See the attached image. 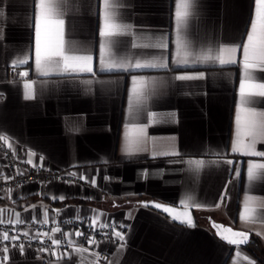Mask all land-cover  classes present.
<instances>
[{
	"label": "crops",
	"instance_id": "crops-1",
	"mask_svg": "<svg viewBox=\"0 0 264 264\" xmlns=\"http://www.w3.org/2000/svg\"><path fill=\"white\" fill-rule=\"evenodd\" d=\"M110 4L117 35L103 38L99 32L104 0H65L59 16L64 20L65 53L91 56L92 71L64 70L61 64L42 74L35 62L33 0H0L2 144L27 164L64 168L84 177L80 184L30 182L0 190V221L44 223L47 212L50 238L58 239L59 232L53 231L57 228L68 234L67 245L44 251L35 245H23L22 251L3 247L0 264H263L244 246H230L216 237L206 220L211 216L249 232L250 240L257 238L259 258L264 260V169H254L252 179L248 174L250 164H264V156L231 151L244 79L242 50L237 48L234 64L198 59L209 49L216 55L220 48L235 46L241 37L246 43L254 0H194L182 31L187 43L180 48L177 0ZM113 40L122 42L119 54L110 44ZM161 60L166 67L129 68L137 61ZM121 62L124 70H108L110 64ZM9 68H26L28 75L10 78ZM250 71L253 83H264V70ZM199 73L203 78L177 79ZM133 76L144 78L135 88L145 94L135 119L130 114ZM254 99L257 103L247 107L264 113V97ZM133 125H143L145 131L140 149L129 152L128 135H138ZM255 148L264 152V136L257 135ZM1 168L0 164V172ZM139 199L178 208L185 207L180 201L186 200L197 223L178 225L135 204ZM75 219L92 229L114 226L123 239L76 236L79 230L64 225ZM24 232L41 236L33 229Z\"/></svg>",
	"mask_w": 264,
	"mask_h": 264
},
{
	"label": "snow or ice",
	"instance_id": "snow-or-ice-1",
	"mask_svg": "<svg viewBox=\"0 0 264 264\" xmlns=\"http://www.w3.org/2000/svg\"><path fill=\"white\" fill-rule=\"evenodd\" d=\"M65 0H33V19L35 24L36 33V49H35V62L37 71L42 74H47L50 69H59L61 64L63 69L67 70L69 68H79L82 71L91 72L92 68L88 66V62L91 61V56H71L67 55L64 50L62 35H63V25L64 20L60 19L59 16L62 14V8ZM255 3V16L250 17V31H246V43L243 37L240 38V42L230 48H220L216 55L212 54L211 49L203 53L198 59L202 61L208 60H218L221 65L234 64L236 60L233 59L237 48L242 50L243 55V68H244V79L240 83V104L237 107L236 115V137L232 142L231 151L233 153H242L243 155L251 156H264V152H257L255 148L257 135L264 136V113H257L254 107H247L250 104H255L257 101L255 97H264V83H253L255 79L254 74L250 71L251 69L260 68L264 70V0H254ZM105 11H104V24L100 29L99 35L103 38H109L117 33L114 31L118 26L114 23V15L110 11L112 5L110 0H104ZM195 6L194 0H177V11H176V21H177V46L178 48L184 46L187 42L182 36L183 29L187 26L188 17L190 15L189 9ZM38 9V11H37ZM112 48L119 54L122 51L121 44L119 40L110 41ZM136 47V45H133ZM162 49H166L167 45H160ZM105 49V44L101 43V52L103 53ZM187 63V61H184ZM23 63V61H21ZM156 67H166V63L161 60L160 62L145 61L141 63L137 61L134 65H129V68H134L138 70L156 68ZM119 69L124 70V63L120 64H110L108 70ZM23 76H27L28 73H21ZM203 78V73H199L198 76H187L181 75L177 79H196ZM143 77L133 76V99L130 102V114L133 119L137 118L141 112V104L145 99V94L143 92H137L135 88V82L137 80H143ZM27 89H31V84H25ZM27 98H31V91L27 93ZM154 115V114H152ZM259 118V119H258ZM133 131H136L138 135L131 136L128 135L126 150L131 152L133 149H140V145L143 143L144 126L143 125H133ZM246 137H251V141H246ZM3 139V137H0ZM165 155H178V153H165ZM31 163V160L28 161ZM227 163L231 164L232 161L229 160ZM197 164L203 166V161H197ZM264 169V164H250L248 168L249 178L252 179L254 169ZM236 175H240L239 171ZM6 179H10L7 177ZM84 179V177H81ZM91 183L95 184V180L92 179ZM63 199V197H59ZM55 199V197H54ZM191 199V197H188ZM226 199L225 193L221 194L220 201L223 202ZM181 204L187 207V201L181 200ZM146 207L152 206L149 202H144ZM199 205H197L198 207ZM155 209H160L164 213L171 214L175 211L174 208L165 207L161 203L154 204ZM179 215L187 216V213L178 214L174 216L173 219H178ZM243 218V217H242ZM45 222L47 220V212L44 213ZM3 221H0L2 223ZM35 221V218L33 219ZM184 223L192 224L191 219L182 221ZM95 223V222H94ZM214 228H223L224 232L231 233L233 237L223 236V240H227L230 245H238L244 243L248 238V233L245 232H234L230 227H224L223 225L213 224ZM54 232H59L60 229H54ZM47 235V234H45ZM68 235V234H64ZM76 236L82 235L79 231L75 233ZM120 239L123 236L120 233H116ZM3 239H9L6 233L3 235ZM11 239H18V237H11ZM53 244L59 245V239H53ZM88 243H93L91 239ZM21 251L23 250V245L19 246ZM45 249H42L44 251ZM83 251V249H80ZM5 252L8 251L7 248L4 249ZM7 259V257H4Z\"/></svg>",
	"mask_w": 264,
	"mask_h": 264
},
{
	"label": "built area",
	"instance_id": "built-area-1",
	"mask_svg": "<svg viewBox=\"0 0 264 264\" xmlns=\"http://www.w3.org/2000/svg\"><path fill=\"white\" fill-rule=\"evenodd\" d=\"M26 68H9L8 75L10 78L24 77L21 73H25ZM0 139V164L2 166L0 172V190L13 189L20 185H25L30 182H66V183H82V179L79 175L68 169H58L45 167L41 164H27L20 159L16 154L2 144ZM10 177V179H6ZM64 225L76 228L82 233L83 236L89 237H101L104 239H110L116 236L117 228L114 226H101L92 229L90 226H84L83 222L79 219L69 220ZM27 229H33L40 231L41 236L38 238L25 233ZM52 227L47 223H32L30 225L14 224L9 222L0 223V249L6 246L19 247L20 245H35L40 249H48L49 247L56 245L52 243V239L49 235V230ZM8 234L9 239H3L4 233ZM47 234V235H45ZM66 231L60 229L59 237L60 246L67 245ZM11 237H18V239H11ZM101 257L105 258L106 254L101 253Z\"/></svg>",
	"mask_w": 264,
	"mask_h": 264
},
{
	"label": "water",
	"instance_id": "water-1",
	"mask_svg": "<svg viewBox=\"0 0 264 264\" xmlns=\"http://www.w3.org/2000/svg\"><path fill=\"white\" fill-rule=\"evenodd\" d=\"M144 202H149V204L152 205V206H148L149 208L153 209V211L156 210V211H158L159 213H161V214L167 216V218H169L172 222H174V223H176V224H178V225H183V226H194L195 223H197V218H196V216H195V213L192 212L193 210H192L191 208H188V207H179V208H178V206H174V205H171V204H167V203H163V202L155 201V200H153V199H139V200L135 201V204H137V205H141V206H145V205H144ZM155 203H161V204H163L165 207H171V208H174L175 211H174L173 213H171V214L164 213V212H163L162 210H160V209H155V207H154V204H155ZM145 207H146V206H145ZM183 213H187V216H185V215H179V218H178V219H173L174 216H177L178 214H183ZM189 218H190L191 221H192V224H191V225H189L188 223H184V222H182V221H185V220H187V219H189ZM206 220H207V222H208L207 224H209V226L213 229V231H214L216 237H218L219 239H221V240L224 241L225 243L229 244V243L227 242V240H223V239H222L223 236H228L230 239H231V238H237V239H239V238H238V237H233L231 233H226V232H224V230H223L222 227H221V228H214V227H213V224H216V225H223L224 227H230L234 232H245V233H248V238H247V240H246L244 243H242V244H238V245H240V246H247L248 243L250 242V235H249L250 233H249V232L244 231V230L242 231V230H240V229L233 228L232 226H230V225H228V224H224V223H222L221 221H217V220H215V219L212 218L211 216H207V217H206ZM230 246H231V245H230Z\"/></svg>",
	"mask_w": 264,
	"mask_h": 264
},
{
	"label": "trees",
	"instance_id": "trees-1",
	"mask_svg": "<svg viewBox=\"0 0 264 264\" xmlns=\"http://www.w3.org/2000/svg\"><path fill=\"white\" fill-rule=\"evenodd\" d=\"M259 246L260 245H259V242H258L257 238L251 237L250 242L248 243L247 246H244V248H246L252 255L257 257L258 260H260L264 264V260L259 258L260 255H261V249H260Z\"/></svg>",
	"mask_w": 264,
	"mask_h": 264
},
{
	"label": "rangeland",
	"instance_id": "rangeland-1",
	"mask_svg": "<svg viewBox=\"0 0 264 264\" xmlns=\"http://www.w3.org/2000/svg\"><path fill=\"white\" fill-rule=\"evenodd\" d=\"M207 215V214H206ZM205 216V215H204Z\"/></svg>",
	"mask_w": 264,
	"mask_h": 264
}]
</instances>
